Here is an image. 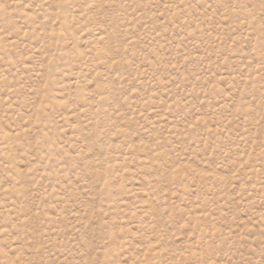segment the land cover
Segmentation results:
<instances>
[{
  "label": "rangeland",
  "instance_id": "374dc122",
  "mask_svg": "<svg viewBox=\"0 0 264 264\" xmlns=\"http://www.w3.org/2000/svg\"><path fill=\"white\" fill-rule=\"evenodd\" d=\"M0 264H264V0H0Z\"/></svg>",
  "mask_w": 264,
  "mask_h": 264
}]
</instances>
